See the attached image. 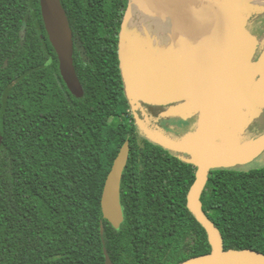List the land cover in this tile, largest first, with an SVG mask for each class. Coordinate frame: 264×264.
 Returning a JSON list of instances; mask_svg holds the SVG:
<instances>
[{
	"label": "trees",
	"instance_id": "trees-1",
	"mask_svg": "<svg viewBox=\"0 0 264 264\" xmlns=\"http://www.w3.org/2000/svg\"><path fill=\"white\" fill-rule=\"evenodd\" d=\"M83 93L61 76L40 0H0V264H182L212 252L188 208L197 168L138 131L119 54L129 0H61ZM130 142L120 229L102 211ZM203 209L225 250L264 254V166L217 169ZM104 225V236L101 225Z\"/></svg>",
	"mask_w": 264,
	"mask_h": 264
},
{
	"label": "water",
	"instance_id": "water-1",
	"mask_svg": "<svg viewBox=\"0 0 264 264\" xmlns=\"http://www.w3.org/2000/svg\"><path fill=\"white\" fill-rule=\"evenodd\" d=\"M44 25L60 62L61 76L71 92L80 96L83 93L81 82L74 65L73 30L61 0H40ZM132 6L143 12H152L167 16L175 24L177 40L174 44L175 53L181 58L182 70L177 71L173 93L180 99L187 97L193 102L182 113L202 112L208 110L210 119L201 135L185 150L180 152L193 153V159L184 161L197 168V176L188 194V208L208 234L212 252L207 255L192 258L182 264H264V254L247 249L241 251L225 250L224 238L203 209L202 195L213 170L220 165L219 139L227 129V111L225 100L238 80V75L224 74V63L229 58L236 59V71L243 72L250 58L246 46L232 53V41L244 31L245 22L240 18L243 11L252 7L249 0H129L120 33L119 54L122 61L124 28L129 22ZM245 17V16H244ZM177 25L178 28H177ZM183 26V28L181 27ZM185 32L181 33V30ZM180 30V31H179ZM183 34V36H181ZM130 61V60H129ZM122 67V63H121ZM123 69V67H122ZM167 70L152 76L158 77L162 89L168 84ZM124 77V76H123ZM124 79L126 95L136 100L142 98L145 102L158 105L168 103L167 98L150 99L148 91ZM133 81V80H132ZM183 91V93H182ZM148 97V98H147ZM178 97V98H179ZM227 103V102H226ZM139 103L134 105V111ZM138 116V115H136ZM138 119V118H137ZM214 144L211 145V141ZM2 142L0 140V146ZM211 145V146H210ZM264 151V144L262 146ZM130 157V142L126 141L107 177L103 196L102 211L104 218L115 229H120L125 220L121 199V187L124 171ZM104 236V225H101ZM106 263L112 264L106 248H104Z\"/></svg>",
	"mask_w": 264,
	"mask_h": 264
},
{
	"label": "rangeland",
	"instance_id": "rangeland-1",
	"mask_svg": "<svg viewBox=\"0 0 264 264\" xmlns=\"http://www.w3.org/2000/svg\"><path fill=\"white\" fill-rule=\"evenodd\" d=\"M249 2L259 3L264 2V0H249ZM136 8L139 11L138 7ZM247 12L248 14H240V18L243 17L241 20L245 22L244 31L241 35H239V37H236L234 41L237 45L240 42L238 47L244 45L253 54V46L259 44L260 41L264 42V29L259 28L258 30H254L256 31V35H252L251 33L248 36L244 35L245 28H248V22L257 14L253 11V8H250ZM178 26L179 25H177V28ZM181 27L183 28V26ZM182 32L184 33L185 29H182L181 33ZM181 36H183V34H181ZM263 60L264 57L263 59H261V62ZM121 70L122 76H124L123 79H125V82L127 84L129 73L126 72V69L124 70V60L123 69L121 67ZM254 71L256 72L257 70ZM259 73L260 79L258 81L256 91L253 92L255 93V98L253 99V101L249 99L246 102L247 95H245L244 93H239L238 95L236 94L234 96L232 95V98L228 99L230 101L229 104L226 103L228 102V100H225V110L227 111L228 116L227 129L220 137L219 143L216 144V147H218V144L220 145V165L217 169L248 170L264 166V151L262 150V146L264 144V67L261 71H259ZM253 76L255 75H250V81H252ZM140 80L141 78L135 81ZM129 81L130 83H134L135 85H137L136 83H138L132 80ZM141 84L143 85H140V88L143 91L150 90L151 92L154 86L156 92H158L159 90H163L161 81H159L158 77H153V79L146 80V82L143 81V83ZM242 89H244V85L241 88V92H243ZM172 95L175 96L176 93L173 94L172 92ZM127 97L129 99L131 109L133 110L134 105L139 103L137 110H141V112L146 116L145 119H141L136 116L137 114L135 112L132 113L135 118L138 131L144 138L164 147L165 149L173 151L181 159L189 161L190 159H193V157H195L193 153H189L186 151H175L171 146L185 145L186 142L184 141L189 136H192L194 134V131L199 124H203L205 125L204 127H206L209 122V112L203 114H201L200 112H193L189 115L181 116V118L173 116L175 117L174 121L177 122L172 121L174 124L172 126L173 129L169 130L168 127L164 125L167 124L164 121H168L167 119L171 117H168L167 111L165 109L156 116V122L154 123L152 121L149 110L158 108L157 106H151L150 103L145 102L140 97L138 100H136L135 98H129L128 93ZM162 118H164V121H161ZM179 119H186L190 122V124L188 126H182L181 124H179V122L181 123V120ZM165 139L170 142L169 145H167Z\"/></svg>",
	"mask_w": 264,
	"mask_h": 264
},
{
	"label": "crops",
	"instance_id": "crops-1",
	"mask_svg": "<svg viewBox=\"0 0 264 264\" xmlns=\"http://www.w3.org/2000/svg\"><path fill=\"white\" fill-rule=\"evenodd\" d=\"M139 9V8H138ZM177 30L175 24L167 16L152 12H143L141 9L139 11L135 6H132L131 16L129 22L124 28V39H123V55H122V67L124 60V70L129 73V78L135 81L141 78L140 81L136 83L137 85H143V81L151 80L152 76L158 74L159 72H165L167 70L168 84L166 89L155 91V86L152 91L148 90V95L150 99L157 98H167L168 103L158 104L151 106L162 107L167 111L168 121H164V124L169 130H172L174 125L170 120H174L176 116L181 118V116H186L189 114L182 113L185 109H188L189 105L193 101L187 97L180 99L179 95L176 93L175 96L172 95V90L175 88V82L177 77H173L177 71L182 70V60L175 53L174 44L177 40ZM130 60V61H129ZM127 66V68H126ZM179 71V72H180ZM135 79V80H134ZM183 93V91H182ZM174 94V93H173ZM179 97V98H178ZM148 98V97H147ZM179 109H183L180 110ZM137 110V109H136ZM208 110L200 112L201 114L207 113ZM210 113L208 114V119H210ZM152 121L156 122V117L153 115ZM182 121V119H179ZM183 126H188L190 122L186 119L182 121ZM204 128L203 124H199L194 131L192 136H189L184 142L185 145H174L171 146L173 149H183L188 148L202 133ZM167 145L170 144L169 141L165 139ZM162 144V143H161Z\"/></svg>",
	"mask_w": 264,
	"mask_h": 264
},
{
	"label": "flooded vegetation",
	"instance_id": "flooded-vegetation-1",
	"mask_svg": "<svg viewBox=\"0 0 264 264\" xmlns=\"http://www.w3.org/2000/svg\"><path fill=\"white\" fill-rule=\"evenodd\" d=\"M253 11L256 14V16L251 19L248 24L247 27L249 28H245V32L244 35L248 36L250 33L252 35H256V31L254 30H258L260 29H264V2H259V3H252V7ZM249 11V10H247ZM247 11H243V14L246 13L248 14ZM252 22V23H251ZM250 24V25H249ZM251 26V27H249ZM257 27V28H255ZM252 42V41H251ZM232 46H231V50L232 53L234 54L235 52L239 51L240 47H238V45L240 44V42L238 43V45L236 44L235 41H232ZM249 51V50H248ZM253 54L251 53V51H249L250 54V58L247 62V65L245 67V69L243 70V72L239 73V71H236V66H235V61L236 59H232L229 58L228 60H226V62L224 63V74L225 76L227 75H238V80L236 81L234 87L232 88V90L230 91V96L228 98H226V100H228L229 98H232V95H238L239 93H244L245 95H247V100L246 102L250 99L251 101H253V99L255 98V92L258 86V81L260 79V73L259 71H261L264 67V60L261 62V59H263L264 57V42L260 41L259 44H256L253 46ZM263 66V67H262ZM254 70H257L256 72ZM254 74L255 76H253L252 81H250V75ZM244 85V89L243 92H241V88ZM229 100L227 102V104H229ZM164 110V108L162 107H158V108H153V110H149L151 117L154 115L155 117L157 115H159L161 113V111ZM136 113L138 115L139 118L141 119H145L146 116L141 112V110H132V113ZM171 122L174 120H170ZM183 121V120H182ZM179 122V124H181L182 126L184 125V122L182 124ZM177 122V121H174ZM173 123V122H172Z\"/></svg>",
	"mask_w": 264,
	"mask_h": 264
},
{
	"label": "bare ground",
	"instance_id": "bare-ground-1",
	"mask_svg": "<svg viewBox=\"0 0 264 264\" xmlns=\"http://www.w3.org/2000/svg\"><path fill=\"white\" fill-rule=\"evenodd\" d=\"M206 117H207V116H206ZM202 118H203V117H202ZM199 119H200V118H199ZM202 123H203V122H202ZM141 124H142V123H141ZM204 126H205V125H204ZM141 128H142V127H141ZM144 131H146V130H144ZM195 131H196V130H195ZM213 144H214V141L212 140V141H211V145H213ZM211 145H210V146H211Z\"/></svg>",
	"mask_w": 264,
	"mask_h": 264
}]
</instances>
